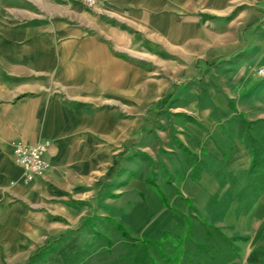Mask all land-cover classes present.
I'll return each instance as SVG.
<instances>
[{"label":"crops","instance_id":"obj_1","mask_svg":"<svg viewBox=\"0 0 264 264\" xmlns=\"http://www.w3.org/2000/svg\"><path fill=\"white\" fill-rule=\"evenodd\" d=\"M246 2L102 0L90 9L67 0H0V264H30L40 247L62 235L66 240L57 242V250L66 247L70 229L98 214V180L116 175L118 145L134 139L129 132L135 120L129 115L134 114L135 101L152 89L167 91L161 82L152 88L150 65L161 73L168 61H207L215 55L243 52L247 44L233 38L231 30L251 26L246 10L236 16L243 17L237 26L224 17ZM172 87L170 92L176 90V85ZM103 106L107 109H100ZM117 108L125 111L123 117ZM173 138L167 143L176 150ZM46 140L49 168L25 183L11 143L33 145ZM196 141L190 149L183 145L198 161L204 159L198 143L204 142L201 146L207 153L219 155L212 138L198 136ZM248 143L234 139L223 171L248 172L252 162ZM168 157L162 162L168 174H174L171 185L195 207L222 205L231 185L222 184L223 175L214 174L211 164L195 166L196 180L191 176L194 168L189 167L177 181L184 156L175 162ZM136 165L126 156L122 169L130 171ZM150 165H141V177L125 182L117 177L118 192L105 197L110 201L105 203L123 204L122 209L108 206L106 214L131 228L132 221L137 223L153 239L176 217L164 208L166 220L159 229L147 228L152 211L163 206L144 183ZM136 179L142 181L137 190ZM214 196L216 202L210 204ZM179 203L188 212V205Z\"/></svg>","mask_w":264,"mask_h":264},{"label":"rangeland","instance_id":"obj_2","mask_svg":"<svg viewBox=\"0 0 264 264\" xmlns=\"http://www.w3.org/2000/svg\"><path fill=\"white\" fill-rule=\"evenodd\" d=\"M243 10H246L248 25L251 26L242 31L236 27L235 30L233 28L231 30L233 38L247 44L248 47L243 52L215 55L214 59L207 61L204 59L197 62L179 59L168 61L167 69L161 73L153 64L150 65L152 88L156 89L161 82L167 85V91L160 93L152 89L150 94H142L141 101H135L137 107L133 109L134 114L129 115L135 120L133 132H129V136H133L134 139L122 141L118 145L120 151L114 157L115 162L119 163L115 166L116 175L98 180V214L94 212L90 219L82 220L76 227L70 229L69 243L66 247L57 250V242L66 240L64 235L56 240H48L36 257L37 264H123L120 261V254L125 252L127 247L124 245L129 243L124 242L122 236L115 231L114 225L105 219L109 217L106 213L109 212L110 206L105 203L107 200L105 197L112 198L114 197L112 194L118 192L115 188L117 182L119 183L117 177H121L123 182L135 176L141 177V165L148 164H151V171L145 176V185L158 196L147 180L157 182L158 187L169 199L168 203L176 211L162 204L161 209L152 211L154 213L151 219L145 222L147 228L154 232L156 228L159 229V223L166 220L164 208L170 210L176 217V220L172 219L167 225L180 226V232L186 229L183 213L200 215L209 224L216 227L220 224L218 228L237 246V257L224 264H264V159L252 172L251 165L248 172L222 170L234 139L246 138L247 143L253 141L252 144L260 150L264 158V75L257 74L259 68H264V0H247L244 5L233 9L224 18L227 22L231 21L234 26L239 22L242 24L243 17L236 16ZM167 58L170 59L171 56L168 55ZM174 85L176 90L170 92ZM161 101H164L162 106ZM228 102L235 106L236 111L229 107ZM100 109L107 108L103 106ZM117 109L119 117H123L125 111ZM238 112H243L246 120L240 117ZM122 128L125 126H120V129ZM198 136L212 138L219 155L207 153L201 146L204 142L198 143L204 158L198 161L192 153L185 152L178 146L179 138L190 149L197 143ZM173 137L176 139L174 142L176 150L168 147L167 143ZM126 153L128 155L123 156ZM167 155L169 156L167 159L174 162L184 156L180 171L177 173V181L185 175L189 167L199 165V168H206L211 164L210 168L214 174L223 175L222 184L231 185L223 196L222 205L219 208L211 206L206 209L194 206L196 210L188 208L189 212H183L176 193L180 190L170 182L174 179L171 176L174 174L173 172L168 174L165 163L162 162ZM126 156L129 161L138 162L130 171L122 169ZM195 173L192 171L193 176ZM140 182L142 181L134 180V189L137 190L141 186ZM210 202V204L216 202V196ZM112 206L118 209L124 207L123 204L110 207ZM122 223L131 236L152 239L142 233L143 229L137 223L134 225V222H131L133 228L125 222ZM167 225L160 228V234ZM94 230L110 238L113 241L112 246L108 248L104 245L102 239L92 234ZM198 232L203 234V229ZM171 233L174 236V230ZM160 234L153 239L159 238ZM197 234L193 239L200 236V233ZM77 251L81 252L79 256L65 259ZM200 256L203 259L210 258L204 253H200ZM195 260L196 264H199L197 261L199 258ZM184 261L182 259V263L186 264Z\"/></svg>","mask_w":264,"mask_h":264},{"label":"trees","instance_id":"obj_3","mask_svg":"<svg viewBox=\"0 0 264 264\" xmlns=\"http://www.w3.org/2000/svg\"><path fill=\"white\" fill-rule=\"evenodd\" d=\"M229 107L236 111L235 106L228 102ZM239 116L246 120L243 112H238ZM247 123H250L247 121ZM246 140V138H242ZM253 141L250 143V152L252 154L251 169L252 172L261 162H263V155L260 150L256 148ZM178 145L182 147L185 152L191 153L179 140ZM193 172L197 170L193 169ZM196 180V176L192 175ZM158 194L162 204L173 211L174 210L154 180H147ZM178 200L183 201L188 205L189 210H196L191 200L184 197L180 191L177 190ZM189 212V211H188ZM186 220V229L180 232V226L169 224L162 229V232L157 239L136 238L129 234V230L121 221H116L110 217H105L115 227L124 242L129 243L124 245L126 248L123 254H120V261L123 264H183L184 259L186 264H196V258H199V264H224L231 259L237 257V246L232 242L231 238L226 236L218 227L207 223L200 215H192V213L182 214ZM87 219H90L89 217ZM203 229V234L198 232ZM174 230V236L172 231ZM178 231V232H177ZM200 235L197 239H193L195 234ZM94 236H98L104 241V245L108 248L112 246L113 241L100 232L95 230L92 232ZM197 234V235H198ZM216 236V237H215ZM240 238V237H235ZM44 247H40L36 253L30 257V264H33L34 259ZM212 251V252H211ZM200 253H204L210 258H201ZM211 253V254H210ZM221 253V254H220ZM81 254L77 251L72 256H67L65 259L77 257ZM210 254V255H209ZM209 259V260H208ZM195 261V262H194Z\"/></svg>","mask_w":264,"mask_h":264},{"label":"built area","instance_id":"obj_4","mask_svg":"<svg viewBox=\"0 0 264 264\" xmlns=\"http://www.w3.org/2000/svg\"><path fill=\"white\" fill-rule=\"evenodd\" d=\"M76 1L87 8H95L102 0H67ZM258 75H264V68L257 70ZM15 162L22 169L23 181L32 182L41 177L49 168V162L46 159V152L50 145L49 141L40 142L33 145L24 144L20 141L12 142Z\"/></svg>","mask_w":264,"mask_h":264}]
</instances>
